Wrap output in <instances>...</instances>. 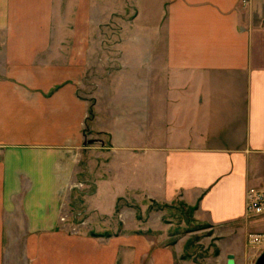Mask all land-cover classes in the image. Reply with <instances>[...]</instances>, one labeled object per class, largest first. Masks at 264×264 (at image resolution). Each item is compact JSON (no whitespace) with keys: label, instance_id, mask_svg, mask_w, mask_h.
<instances>
[{"label":"crops","instance_id":"1","mask_svg":"<svg viewBox=\"0 0 264 264\" xmlns=\"http://www.w3.org/2000/svg\"><path fill=\"white\" fill-rule=\"evenodd\" d=\"M96 1L0 0V264L13 219L29 264H85L73 194L100 211L127 191L193 210L237 264L264 232L245 211L264 186V0H132L117 25Z\"/></svg>","mask_w":264,"mask_h":264},{"label":"rangeland","instance_id":"2","mask_svg":"<svg viewBox=\"0 0 264 264\" xmlns=\"http://www.w3.org/2000/svg\"><path fill=\"white\" fill-rule=\"evenodd\" d=\"M93 10H103V20L109 25L132 21L137 12L132 0H99L94 2ZM111 11L120 15V21L109 18ZM93 189L89 183L84 191L90 194ZM81 199L79 194H73L71 208L62 218V224L66 233L90 239L85 264H93L95 260L92 255L96 248L92 243H98L97 247L105 251L104 264H225L226 260L220 263L218 257L219 239L213 238L207 225L194 219L193 210L179 203L168 207L151 205L144 196L127 191L121 194L113 209L96 211L91 205L80 204ZM259 217L248 218L255 222ZM18 222L13 219V225L9 226L3 264H29L24 229ZM262 233L254 226L246 231V246L237 264H256L264 253V243L253 244L252 239H264Z\"/></svg>","mask_w":264,"mask_h":264},{"label":"built area","instance_id":"3","mask_svg":"<svg viewBox=\"0 0 264 264\" xmlns=\"http://www.w3.org/2000/svg\"><path fill=\"white\" fill-rule=\"evenodd\" d=\"M246 216H262L264 215V188L251 187L246 195ZM254 244H263L264 239L255 237L252 239Z\"/></svg>","mask_w":264,"mask_h":264},{"label":"water","instance_id":"4","mask_svg":"<svg viewBox=\"0 0 264 264\" xmlns=\"http://www.w3.org/2000/svg\"><path fill=\"white\" fill-rule=\"evenodd\" d=\"M228 264H234V260L231 258V259L229 260ZM256 264H264V253H262V254L258 257V259H257V261H256Z\"/></svg>","mask_w":264,"mask_h":264}]
</instances>
